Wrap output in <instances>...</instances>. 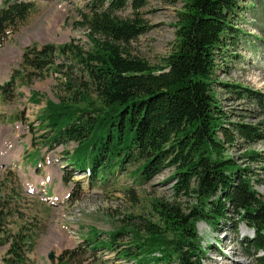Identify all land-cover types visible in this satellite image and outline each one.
I'll return each mask as SVG.
<instances>
[{"label": "trees", "instance_id": "1", "mask_svg": "<svg viewBox=\"0 0 264 264\" xmlns=\"http://www.w3.org/2000/svg\"><path fill=\"white\" fill-rule=\"evenodd\" d=\"M106 1L92 0L78 23L89 31L90 50L71 44L58 48L74 52L87 78L79 85L96 96L98 105L68 85V95L58 103L49 102L43 115L51 127L48 145L75 142L72 169L100 184L125 162L138 163L137 176L144 182L170 168L175 198H192L194 203L185 211L176 201L155 199L150 218L132 230L113 232L104 243L95 233L84 242L112 250L127 233L132 247L119 250L120 258L140 264H203L206 249L197 223L215 227L235 220L253 232L246 245L253 264H264V197L255 190L261 181L253 168L264 165V155L229 153L264 141V121L248 123L243 117L231 121L212 88L217 58L236 32L233 18L240 10L239 0H184L175 23L176 44L162 66L131 56L123 46L148 29L140 10L149 0H108L104 5ZM127 6L131 17L116 15ZM33 8L32 0L1 1L0 47ZM56 50L50 45L30 48L23 62L42 70L50 66ZM224 86L234 98L255 108L256 120L264 115V94ZM12 87L10 81L0 91L9 96ZM130 194L135 199V193ZM17 197L15 187L1 184L0 264H31L26 257L29 234L21 227L10 228Z\"/></svg>", "mask_w": 264, "mask_h": 264}, {"label": "rangeland", "instance_id": "2", "mask_svg": "<svg viewBox=\"0 0 264 264\" xmlns=\"http://www.w3.org/2000/svg\"><path fill=\"white\" fill-rule=\"evenodd\" d=\"M32 1L34 8L8 32L0 47V87L14 82L9 96L0 91V186L5 183L7 188L15 187L18 194L14 199L18 210L10 218V228L16 231L21 227L29 234L26 257L31 264H140L117 254L122 248L132 247L127 233L116 240L112 250L93 248L84 241L99 233L97 239L104 243L113 232L132 230L150 218V203L155 199L176 201L185 211L194 200L175 198L170 168L144 182L137 176L138 163L125 162L100 184L72 169L75 142L48 145L51 127L43 115L49 102L58 103L60 97L68 95V85L98 105L96 96L79 85L87 78L74 52L58 50L68 44L90 50L89 31L78 23L92 0ZM183 5L184 0H149L140 10L148 29L123 45L126 53L151 66H162L176 44L175 23ZM239 7L233 18L236 32L217 58L216 84L212 88L231 121L243 117L245 122L256 123L264 121V115L256 120L255 108L234 98L231 89L224 86L239 85L264 94V0H239ZM131 14L129 6L116 12L121 18ZM45 45L57 49L50 66L42 70L26 66L25 52ZM244 151L264 155V141L242 151L232 148L229 153L238 157ZM259 167L264 165L253 166L261 181L255 190L264 197V170ZM72 193L77 200L71 198ZM197 233L206 249L203 264H253L252 250L246 246L253 232L236 225L235 220L215 227L198 222Z\"/></svg>", "mask_w": 264, "mask_h": 264}, {"label": "water", "instance_id": "3", "mask_svg": "<svg viewBox=\"0 0 264 264\" xmlns=\"http://www.w3.org/2000/svg\"><path fill=\"white\" fill-rule=\"evenodd\" d=\"M49 258H50V259L52 258V255H51V254L49 255Z\"/></svg>", "mask_w": 264, "mask_h": 264}]
</instances>
